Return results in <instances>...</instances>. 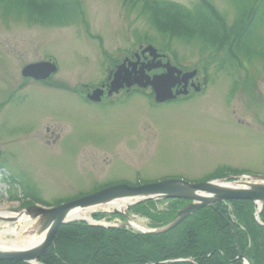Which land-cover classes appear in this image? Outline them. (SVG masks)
Segmentation results:
<instances>
[{
    "label": "rangeland",
    "instance_id": "obj_1",
    "mask_svg": "<svg viewBox=\"0 0 264 264\" xmlns=\"http://www.w3.org/2000/svg\"><path fill=\"white\" fill-rule=\"evenodd\" d=\"M77 1L81 16L62 26L24 14L4 16L0 5V212L19 214L33 206L26 197L56 207L120 184L202 183L225 179L229 171L264 176V15L247 52L228 63L224 50L202 51L198 40L166 43L140 5ZM169 1L191 7L200 0ZM207 1L230 27L240 0ZM148 47L160 55L154 62ZM134 57L144 66L163 62L194 72L186 84L190 95L161 105L146 88L133 86L98 105L86 99L113 80L119 65L136 63ZM41 62H54L57 74L44 82L21 76L25 66ZM164 73L152 68L144 76ZM203 78L205 86L195 93ZM180 90L182 84L171 93ZM113 211L92 214L104 215L96 220L102 225L123 224L121 216H110ZM128 218L151 227L133 212ZM4 219L0 229L13 226Z\"/></svg>",
    "mask_w": 264,
    "mask_h": 264
},
{
    "label": "trees",
    "instance_id": "obj_2",
    "mask_svg": "<svg viewBox=\"0 0 264 264\" xmlns=\"http://www.w3.org/2000/svg\"><path fill=\"white\" fill-rule=\"evenodd\" d=\"M127 1L129 5H140L150 26L167 40L166 43L198 40L202 51L224 50L228 63H234L242 51L247 52L253 29L264 15V0L257 5L258 0H240L234 21L227 27L207 0H200L191 7L169 0ZM0 5L4 16L24 14L26 18L47 26L74 23L81 16L77 0H0ZM159 46L168 47L167 44ZM33 202L38 203L37 200ZM161 204L166 206L159 210L157 207ZM185 204L182 200L147 201L134 206L131 212L148 219L152 228H159L169 224ZM254 212L255 205L248 201L217 203L200 209L173 230L158 235H140L121 228L72 222L60 227L53 244L39 262L242 264L237 258L241 255L252 264H264V227L256 222ZM92 218L101 220L104 215L93 214ZM259 220L264 224V205ZM72 244L74 247L70 246Z\"/></svg>",
    "mask_w": 264,
    "mask_h": 264
},
{
    "label": "water",
    "instance_id": "obj_3",
    "mask_svg": "<svg viewBox=\"0 0 264 264\" xmlns=\"http://www.w3.org/2000/svg\"><path fill=\"white\" fill-rule=\"evenodd\" d=\"M144 51L152 57V62L160 57L153 47H148ZM126 63L124 62L122 65H119L114 73L113 80L109 84L108 95L117 93L124 88L130 89L133 86L141 89L150 87L154 93L155 103L170 102L176 100L177 97L188 94L186 90L187 81L195 75L194 72L182 73L169 63L161 64L160 62H155L153 65L141 66L138 70L135 68L136 63H128L127 67L125 66ZM152 68H163L165 69V73L160 76H154L149 80L147 77L145 78L144 71L151 70ZM55 70V67L49 63H35L25 66L21 71V75L27 79L45 81ZM181 84L182 90L176 92V94H172L171 89L175 85ZM194 88L196 91L198 90L197 87ZM101 95L102 92L96 90L91 95H88L87 98L92 102H99ZM247 179L251 181L237 182L234 185L230 183H218V180L198 184L179 180H166L135 187L117 185L52 208H43L37 205L26 207L19 214L27 217L29 221H35L37 234L45 233V236L39 245L24 251L14 253L0 251V262L38 264V260L52 245L59 228L72 222L68 217L75 209H88L95 206L108 205L116 201H127L125 210L128 211L134 205L148 200L179 199L187 201L188 204L177 211L175 218L169 224L147 231L137 228L124 211L117 209L113 211L114 214L119 213L126 219V222L119 227L132 228L142 235H158L173 230L196 211L219 202L249 201L260 207L264 204V176H251ZM0 220L6 219L0 218ZM10 220L14 221V219ZM93 225L101 226L99 223ZM240 259L244 264H251L242 256H240Z\"/></svg>",
    "mask_w": 264,
    "mask_h": 264
},
{
    "label": "bare ground",
    "instance_id": "obj_4",
    "mask_svg": "<svg viewBox=\"0 0 264 264\" xmlns=\"http://www.w3.org/2000/svg\"><path fill=\"white\" fill-rule=\"evenodd\" d=\"M157 52V51H156ZM137 58V57H135ZM56 65V64H55ZM58 69L55 74H57ZM54 74V75H55ZM225 182L219 181L218 183ZM133 186V185H131ZM127 206V201H116L114 203L102 206H95L88 209H75L69 215V220H84L92 223L91 214L98 210H106L110 208L123 211ZM91 215V216H90ZM0 218L14 219L13 226L6 225L0 229V251L7 253L21 252L29 248H33L40 244L45 233L37 234V227L29 221V219L21 214H12L0 212ZM38 264H41L38 262Z\"/></svg>",
    "mask_w": 264,
    "mask_h": 264
},
{
    "label": "flooded vegetation",
    "instance_id": "obj_5",
    "mask_svg": "<svg viewBox=\"0 0 264 264\" xmlns=\"http://www.w3.org/2000/svg\"><path fill=\"white\" fill-rule=\"evenodd\" d=\"M134 58H135V57H134ZM132 59H133V58H132ZM145 60H146V59H145ZM131 61H134V60H131ZM139 61H140V58H138V57L135 58V62L137 63V65H136V67H135L136 70L139 69L140 66H144L143 63H139ZM130 63H132V62H130ZM156 63H157V62H156ZM141 64H142V65H141ZM144 64H145V63H144ZM161 64H164V63L162 62ZM127 66H128V63H127ZM109 76H110V74H109ZM108 78H109V77H108ZM99 87H102V96H101V98H100V102L97 103L96 105L100 104L103 100H109L110 97H111V96L108 95V79L105 81V83L103 82L102 84H100ZM193 89H194V91H196L194 87H193ZM124 90H125V93H126V94H129L131 88H130V89H124ZM139 90H144V89H139ZM145 90H148V91H149L148 93H151V90H150L149 88H147V89H145ZM187 92H188L187 96H189V95H190V90L187 89ZM199 92H200V88H199V90H198L197 93H199ZM187 96H185V97H187ZM182 98H184V97H179V98L176 99V101H178V100H180V99H182ZM174 102H175V101H174ZM92 104H93V103H92ZM108 104H109V103H108Z\"/></svg>",
    "mask_w": 264,
    "mask_h": 264
}]
</instances>
